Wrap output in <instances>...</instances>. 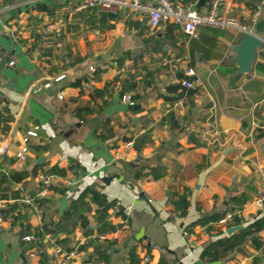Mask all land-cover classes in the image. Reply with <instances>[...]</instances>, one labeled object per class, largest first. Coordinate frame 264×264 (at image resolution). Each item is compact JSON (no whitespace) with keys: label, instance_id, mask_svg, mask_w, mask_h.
I'll return each instance as SVG.
<instances>
[{"label":"crops","instance_id":"1","mask_svg":"<svg viewBox=\"0 0 264 264\" xmlns=\"http://www.w3.org/2000/svg\"><path fill=\"white\" fill-rule=\"evenodd\" d=\"M173 1L200 12L210 4ZM247 1L224 0L220 13L233 16L264 40V0H255V11ZM0 2L11 6L0 21V166L28 173L12 182L20 198L25 191L40 189L39 175L52 178L40 214L20 198L6 200L5 208L15 205V222L0 209V264H127L131 248L139 257L147 254V264H264V245L256 249L249 237L223 259L205 262L200 257L209 242L240 230L228 235L226 228H245L264 219L254 201L264 194V74L255 69L256 62H264V48L257 50L252 70L239 75L233 47L240 44L242 32L235 29L199 27L196 36L188 37L170 24L150 32L141 14L126 8L102 16L106 12L78 9L74 0ZM37 3L51 14L37 10ZM103 56H108L106 61ZM187 66L201 85L189 96L176 97L181 89L167 93L166 87L177 83ZM96 68L102 71L93 77ZM60 74L65 77L55 81ZM75 78L86 79L74 86L69 82ZM115 78L112 98L92 97L94 89ZM124 79L136 81L127 95L141 94L135 110L119 106L124 102L116 93ZM46 83L58 90L56 97L39 93ZM178 99L183 103L171 109ZM77 107L91 111L76 112ZM101 123L111 128L113 137H98ZM35 127L37 135H28ZM143 135L149 141L138 152L134 142ZM124 137L133 144L125 146ZM22 148L31 152L24 160L17 157ZM140 165H162L165 175L135 179ZM184 188L190 190L189 206L178 217L170 195ZM233 195H241L243 203L233 204ZM62 198L67 204L61 210ZM105 200L116 202L108 211L109 221L122 227L98 234L94 213ZM70 205L78 211L65 217ZM236 207L241 209L240 223L215 222L209 232L191 226ZM81 223L91 227V233L85 235ZM43 225L50 230L38 236L44 253L29 259L27 252L37 243L23 241L22 235L38 233ZM187 226L192 232L188 243L182 235ZM255 235L264 239V226ZM107 240L112 243L105 262L98 260L95 246ZM55 245L78 255L61 263Z\"/></svg>","mask_w":264,"mask_h":264},{"label":"trees","instance_id":"2","mask_svg":"<svg viewBox=\"0 0 264 264\" xmlns=\"http://www.w3.org/2000/svg\"><path fill=\"white\" fill-rule=\"evenodd\" d=\"M247 4L250 6L252 11H255L257 9V5H256L257 2L255 0H248ZM35 7L37 10L46 11L48 14L51 12L45 4L37 3ZM101 15L111 16V14H108V13L101 14ZM197 50H199V48H197ZM261 55L264 57V51H261ZM78 60L80 59L79 58L75 59V61H78ZM255 69L257 72L264 74V62L262 61L256 62ZM101 71H102L101 69L96 68L93 77H96L97 74H99ZM64 77L65 76H63V78ZM178 77H179L178 79H181L185 77V75L183 73H179ZM84 79L86 78H75L71 80L69 83L74 86H81V82ZM116 81H117V78L107 82L103 88L94 89L92 97L108 96L112 98L113 94L116 91V88H115ZM135 87H136V81L129 80V79L122 80L121 86L119 87L116 93L118 100L121 101L122 96L127 95V92L134 90ZM178 89H181V92L178 93L176 97H180L182 95H188V96L193 95L197 88H184L179 82L169 84L166 87L167 93H177ZM140 97H141V94L138 92L130 95L131 100L134 102ZM166 98L170 100L174 99L172 97H166ZM104 103L107 104L108 102L106 101ZM75 111L76 112H82V111L88 112V111H91V109L89 108L83 109L81 107H77ZM168 117L172 120L173 114L170 113ZM172 124H175L174 120H172ZM99 127L102 130L101 132H98L97 128L95 129V132L96 133L98 132L97 133L98 137H100L103 140L113 137L111 128L108 127L105 123H101ZM123 139L128 140L129 138L124 137ZM148 141L149 139L147 135H143L142 137H139L134 142V148L139 152L142 146H144ZM59 174L65 175V173L61 171L59 172ZM26 175H28L26 171L25 172H11V171L4 170L0 166V199L9 200L11 198H14V199L20 198L21 192L19 191V189L15 190L11 187L12 182L19 181ZM164 175H165V168L162 165H156V166L140 165L135 170L134 178L141 179L146 176H150L152 179L157 180L163 177ZM30 193L33 194V192H30ZM90 194L95 199H98L99 197L97 192L95 191H91ZM189 195H190V190L188 188H184V190L181 193L177 191H174L171 193L170 196H171V203L173 205V211L178 217H183L187 213L188 206H189V199H188ZM231 201L235 205H241L244 199L241 195H233L231 196ZM42 203H43V198L36 199V205L39 208L42 207ZM115 207H116V202L114 200H105L99 207L95 209L94 220H95L96 230L98 234H104L106 232L115 231L118 227H122L121 225L115 226L109 221L108 211L110 208H115ZM14 209H15V205L8 204L7 208H4L2 210V214L4 215V217L6 219H10L12 222H15L17 218V216H14L12 213ZM76 211H78L77 207L70 205L64 211L63 215L66 217L67 215H70L71 213L76 212ZM225 212L226 210L220 213L211 214L204 218H200L195 223H193V225L191 226H196V225L199 226L208 221H215L219 219L221 216H223ZM79 218L80 220H82L83 218L81 213H79ZM124 219L126 220L125 216H124ZM234 222L240 223V219L236 218ZM191 226H187L186 229L190 230ZM263 226H264V219L260 217V218L255 219L253 222L249 223L245 228L240 229L237 234L218 238L216 240L209 242L203 248L200 254L201 259L204 260L205 262H215L220 259H223L224 257L228 256L230 253L235 252L236 248L240 246L247 237L250 238L252 245L256 249L262 248V246L264 245V239H260L258 236L255 235V233L258 230H260ZM81 228L85 235H88L92 231L91 227L86 226L83 223H81ZM49 231L50 230H48L46 226L43 225L42 231L36 233V235L40 236L42 235L43 232L47 233ZM111 243H112L111 240H107L106 244H98L95 246V254L98 257V260L108 262L109 260L108 249ZM127 264H140V257L138 256V254H136L134 248H131L128 251V263ZM158 264H166V262L164 260H160ZM253 264H255V262Z\"/></svg>","mask_w":264,"mask_h":264},{"label":"built area","instance_id":"3","mask_svg":"<svg viewBox=\"0 0 264 264\" xmlns=\"http://www.w3.org/2000/svg\"><path fill=\"white\" fill-rule=\"evenodd\" d=\"M79 2L78 9H97L101 12H106L108 14H116L118 10L122 8L137 11L141 14V17L145 20L147 29L150 32H154L160 26L170 24L178 28L188 37L196 36L197 29L199 27H210L219 30L235 29L239 32L247 31V27L241 24L233 16L225 15L220 13V6L224 3V0H210L209 8L206 12H200L195 8L185 5L179 1L173 0H74ZM11 9L10 4L0 2V21L7 11ZM183 74L185 77L178 80V82L184 88H197L201 85L200 78L196 75L195 71L191 67L184 68ZM63 74H60L54 78L55 81H59L63 78ZM45 86L49 87V83ZM121 101L128 104H134L135 102L131 100L130 95H124ZM183 103V99H178L173 102L170 106L171 109L178 108ZM36 127L27 132L28 135L36 136ZM125 146H131L133 144L132 140H128ZM31 155L30 150L22 148L18 153L17 157L21 160L28 158ZM66 184H69V180L63 177H57ZM51 177H46L43 175L38 176V181L41 186L40 189L33 192H23L22 197L18 201L25 205L31 206L34 211L40 214V209L36 205V199L45 198L48 195V185L51 182ZM255 204L259 210L264 207V194H258L255 198ZM6 200H0V209L5 208ZM16 214V213H15ZM242 216L240 208H233L230 211L224 213L219 219L215 221H208L202 225H199L202 230L209 232L210 227L213 223L228 224L233 223L235 219H240ZM2 216L0 214V221ZM125 222V220H124ZM182 235L186 242L190 241L192 232L186 228L182 229ZM104 238V236H101ZM22 240L30 243H37L39 241L38 236L35 232L29 231L22 235ZM54 252L60 255L61 263L68 262L72 258L76 257L78 253L76 250H65L59 245L54 246ZM44 253V248L38 243L28 250L27 256L29 259L40 258ZM149 262V256L147 254H142L140 257V264H147Z\"/></svg>","mask_w":264,"mask_h":264},{"label":"water","instance_id":"4","mask_svg":"<svg viewBox=\"0 0 264 264\" xmlns=\"http://www.w3.org/2000/svg\"><path fill=\"white\" fill-rule=\"evenodd\" d=\"M264 48V40L257 36L256 34H253L251 31L247 30L242 32V40L240 44L235 45L233 47V51L236 54V57L233 60V63L237 65V73L239 75H242L244 73H249L252 70V66L256 60L257 56V50H262ZM108 57V56H107ZM106 56H103L104 60H107ZM58 90L53 89L51 87H41L39 89V93H47L52 96L57 95ZM119 106L122 108V110H135L139 106L138 104H124L120 103ZM105 180V179H104ZM61 204V210L63 207L67 204L66 198H62L60 201ZM264 213V207L262 209ZM243 226L241 224L230 226L226 228V233L230 235L236 230L241 229Z\"/></svg>","mask_w":264,"mask_h":264}]
</instances>
